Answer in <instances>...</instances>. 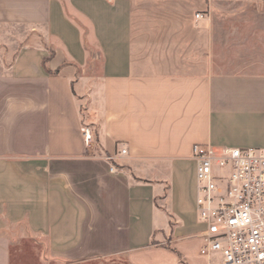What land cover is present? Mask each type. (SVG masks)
Listing matches in <instances>:
<instances>
[{
    "label": "crops",
    "instance_id": "crops-1",
    "mask_svg": "<svg viewBox=\"0 0 264 264\" xmlns=\"http://www.w3.org/2000/svg\"><path fill=\"white\" fill-rule=\"evenodd\" d=\"M263 5L0 0V30L49 42L0 48V264L26 241L30 264H209L191 150L264 149Z\"/></svg>",
    "mask_w": 264,
    "mask_h": 264
},
{
    "label": "built area",
    "instance_id": "built-area-1",
    "mask_svg": "<svg viewBox=\"0 0 264 264\" xmlns=\"http://www.w3.org/2000/svg\"><path fill=\"white\" fill-rule=\"evenodd\" d=\"M81 135L87 145L94 140L90 127ZM191 156L196 213L205 226L199 253L209 264H264V149L196 143Z\"/></svg>",
    "mask_w": 264,
    "mask_h": 264
},
{
    "label": "rangeland",
    "instance_id": "rangeland-1",
    "mask_svg": "<svg viewBox=\"0 0 264 264\" xmlns=\"http://www.w3.org/2000/svg\"><path fill=\"white\" fill-rule=\"evenodd\" d=\"M264 6V5H263ZM11 33H4L5 30L2 29L0 30V48H1V53H3V58L5 61H9V59L14 55V53L16 52V48L21 44L22 40H25L26 38H31V36H29L28 34L25 33H29V30L27 29H22V28H11L10 29ZM20 32V34H17V32ZM32 39L34 40L35 43H41L43 45H48V41L45 39V37H43V35L41 33H38L36 35L32 36ZM85 39V47H88L89 49H91V54L94 55L96 50H95V45L91 44L90 40L86 38V36H84ZM50 45H52V43H50ZM6 49V50H5ZM183 199V202L188 201L189 200V188L188 189H179L177 191V193L172 195V201L168 203L169 208L171 207V205L173 204L174 206H178L181 205L180 200ZM187 219H193V217H191L190 215L187 216ZM171 220V219H169ZM172 223V222H171ZM189 226H193L194 225V230H197L198 225L197 222L193 219L190 220L188 222ZM17 229V228H16ZM13 227L10 228V231L13 232V230H16ZM30 234H28L29 236ZM165 238L167 239L168 236H165ZM195 243L196 240H193L192 246L195 247ZM21 249L24 252H28V255L23 258V259H18L16 254V244L12 243V263H15L17 261L22 262V263H34L36 262V258L33 257L35 250H43L42 248V243H39V247H34V244H31L29 242H25L23 243L21 246ZM31 253V254H30ZM112 259H115L117 261H120L123 259V257H120L119 255H113L111 257Z\"/></svg>",
    "mask_w": 264,
    "mask_h": 264
},
{
    "label": "trees",
    "instance_id": "trees-1",
    "mask_svg": "<svg viewBox=\"0 0 264 264\" xmlns=\"http://www.w3.org/2000/svg\"><path fill=\"white\" fill-rule=\"evenodd\" d=\"M111 163H112L113 165L117 166V167L122 168V166H119V165L116 164L113 160H111ZM173 251L177 254L178 258H179L180 260H182L180 253H179L178 251H176V250H173Z\"/></svg>",
    "mask_w": 264,
    "mask_h": 264
}]
</instances>
